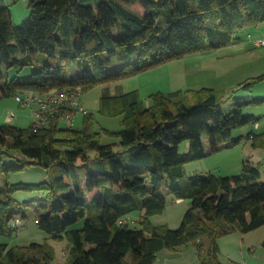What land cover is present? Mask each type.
Returning <instances> with one entry per match:
<instances>
[{
  "label": "trees",
  "instance_id": "16d2710c",
  "mask_svg": "<svg viewBox=\"0 0 264 264\" xmlns=\"http://www.w3.org/2000/svg\"><path fill=\"white\" fill-rule=\"evenodd\" d=\"M29 7L28 18L16 25L10 5L0 3V98L85 92L228 45L238 32L264 21V0H29ZM30 65L36 67L31 74L1 82L3 67L21 72ZM263 77L225 93L212 87L158 91L148 96V105L138 89L106 92L98 112L122 115L120 129H97L93 111L71 129L60 114L37 129L33 122L0 124V264H57L49 238L69 241L68 264H154L162 249L188 244L196 247L200 264H224L220 238L264 226L262 172L252 159L230 175H189L186 163L208 154L204 132L213 153L246 139L264 148V130L234 135L235 128L262 119L244 109L263 104L264 97L237 100L225 112L220 105ZM189 91L196 92L194 103L187 100ZM103 133L119 141L103 143ZM185 140L189 149L181 152ZM28 166L44 168L48 179L11 181ZM20 191L31 196L20 201ZM167 193L191 201L177 228L152 220L166 209ZM31 207L47 239L12 245L8 239ZM135 211L140 217L129 219ZM15 219L22 220L17 227Z\"/></svg>",
  "mask_w": 264,
  "mask_h": 264
},
{
  "label": "rangeland",
  "instance_id": "374dc122",
  "mask_svg": "<svg viewBox=\"0 0 264 264\" xmlns=\"http://www.w3.org/2000/svg\"><path fill=\"white\" fill-rule=\"evenodd\" d=\"M2 3V2H0ZM137 11H142L139 5L132 6ZM13 14V22L21 25L29 16L31 10L29 0H18L10 4ZM264 37V21L254 26H248L236 34V38L228 45L216 48L214 50L199 52L186 55L184 58L169 61L161 66L144 71L135 76L120 80L110 81L108 84L111 93H114L115 84H119V91H130L138 89L142 100L148 105L150 103L149 95L158 91H172L176 89H198L202 87H212L218 93H225L235 88L239 82L251 77H257L264 73V46H257L254 40ZM40 55V54H39ZM44 56V55H40ZM238 63L243 72L236 75L232 70L235 63ZM226 75L222 74L227 72ZM36 70L33 65L26 66L21 72L17 68L3 67L5 77L11 78L16 74L21 76L29 75ZM75 72L74 67H70L68 74ZM106 85L100 84L92 89L83 92L80 96L82 104L90 111L95 112L97 121L95 126L97 129L102 127L111 129H120L123 127L121 123L122 115L108 116L98 112L101 99L105 95ZM188 101L194 103L197 100L196 92L189 91L186 93ZM228 96V95H226ZM224 97V101L220 104L222 110L230 111L235 101L250 99L254 97H264V77L256 83L251 90H238L228 97ZM38 108V104L23 106L15 98V96H6L0 98V124L10 122L16 126L26 127L34 121L33 111ZM10 110L15 111L17 117L12 121H7V115ZM245 114H255L262 116L260 124H247L235 128L234 135L247 134L251 129L255 131L264 130V103L261 105H250L245 107ZM244 114V115H245ZM81 115L78 116L75 126H78ZM66 122L62 121V125ZM103 143L118 142L119 139L109 134H102ZM203 140L208 154L204 158L196 159L186 163V170L189 175L195 173L214 172L219 175H230L241 171L243 161L246 159H255L256 164L264 179V148L254 147L252 141L246 139L241 143L232 146L222 147L218 151L211 152L208 145L206 132L203 133ZM189 141L185 140L180 143V151L185 152L189 149ZM48 175L44 168L31 166L24 171L12 174V182H34L38 183L47 180ZM4 178L0 177V184H3ZM167 206L163 213L156 214L152 217L155 224H167L170 228L180 226L183 216L187 209L191 206L189 199H178L173 193H167ZM20 201H23L31 194L20 191L15 195ZM36 208H29L28 217L23 219V224L17 229L14 236L8 239L13 244H28L32 241L42 242L47 239L48 234L40 230L35 223ZM131 220H137L140 212L135 211L129 215ZM22 221V220H21ZM84 224V220L78 223V227ZM132 226L135 223H131ZM138 225V224H137ZM56 247L57 264H68L67 247L69 241H55L49 238ZM264 226L254 229L249 233H242L236 230L226 236L220 238V256L224 264H264ZM154 264H200L197 249L193 244L180 247L177 250L164 248L158 253L157 260Z\"/></svg>",
  "mask_w": 264,
  "mask_h": 264
},
{
  "label": "built area",
  "instance_id": "2783aa9c",
  "mask_svg": "<svg viewBox=\"0 0 264 264\" xmlns=\"http://www.w3.org/2000/svg\"><path fill=\"white\" fill-rule=\"evenodd\" d=\"M18 0H0L3 4L10 5ZM257 46H264V37H260L254 40ZM83 92L81 90H59L52 91L48 94H40L36 92H26L17 94L16 100L23 106L38 104V108L34 109V126L35 129L44 126L53 115L60 114L61 120L65 121L64 125L67 128H74L75 122L79 115L90 112L86 108L81 100L80 96ZM17 117L15 111L10 110L7 115V120L12 121ZM131 219V218H129ZM21 224V220L15 219L13 226L17 227Z\"/></svg>",
  "mask_w": 264,
  "mask_h": 264
},
{
  "label": "crops",
  "instance_id": "0c3cea01",
  "mask_svg": "<svg viewBox=\"0 0 264 264\" xmlns=\"http://www.w3.org/2000/svg\"><path fill=\"white\" fill-rule=\"evenodd\" d=\"M42 57L44 58V56H42ZM242 69H243V68H241V66L236 62V63L234 64L233 68H231V71L233 70V71L236 73V75L241 76L239 73H240V72H243ZM229 70H230V69L228 68V69H227V72L222 73V74L226 75V74L228 73ZM16 75H17V74H16ZM103 85H106V83H104ZM116 89H117V90H116ZM105 90H106V92H109V93L112 92V91L110 90L108 84L106 85ZM115 90H116V91H113L114 93H111V94H120V93L126 92V91H120V92H118V91H119V84H115ZM24 93H26V92H24ZM15 98H16V97H15ZM7 121H8V120H7ZM7 123H8V122H7ZM9 123H10V122H9ZM258 124H260V121H259L256 125H258ZM19 127H20V126H19ZM252 160L254 161L255 159L252 158ZM254 162L256 163V161H254Z\"/></svg>",
  "mask_w": 264,
  "mask_h": 264
}]
</instances>
